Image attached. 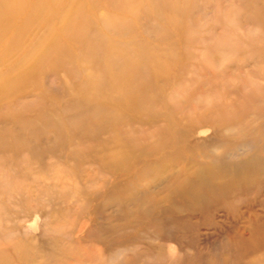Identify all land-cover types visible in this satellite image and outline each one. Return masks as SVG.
I'll list each match as a JSON object with an SVG mask.
<instances>
[{
  "label": "rangeland",
  "instance_id": "obj_1",
  "mask_svg": "<svg viewBox=\"0 0 264 264\" xmlns=\"http://www.w3.org/2000/svg\"><path fill=\"white\" fill-rule=\"evenodd\" d=\"M0 23V264H264V0Z\"/></svg>",
  "mask_w": 264,
  "mask_h": 264
},
{
  "label": "bare ground",
  "instance_id": "obj_2",
  "mask_svg": "<svg viewBox=\"0 0 264 264\" xmlns=\"http://www.w3.org/2000/svg\"><path fill=\"white\" fill-rule=\"evenodd\" d=\"M13 16V15H12ZM12 19V18H11ZM12 21V20H11ZM5 22H3V24H4ZM8 23H9V21H8ZM1 24V23H0Z\"/></svg>",
  "mask_w": 264,
  "mask_h": 264
}]
</instances>
